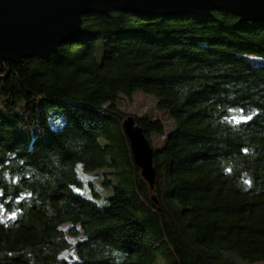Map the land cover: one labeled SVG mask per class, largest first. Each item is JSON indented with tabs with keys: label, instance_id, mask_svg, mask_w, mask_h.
Here are the masks:
<instances>
[{
	"label": "trees",
	"instance_id": "trees-1",
	"mask_svg": "<svg viewBox=\"0 0 264 264\" xmlns=\"http://www.w3.org/2000/svg\"><path fill=\"white\" fill-rule=\"evenodd\" d=\"M138 92L175 126L132 117L153 190L123 129ZM262 263L264 22L93 14L50 57L0 63V264Z\"/></svg>",
	"mask_w": 264,
	"mask_h": 264
},
{
	"label": "water",
	"instance_id": "water-1",
	"mask_svg": "<svg viewBox=\"0 0 264 264\" xmlns=\"http://www.w3.org/2000/svg\"><path fill=\"white\" fill-rule=\"evenodd\" d=\"M221 11L238 17L242 25L264 22V0H0V63L21 64L50 57L63 43L81 35L87 15L124 12L143 17L210 19ZM123 129L134 164L153 190V148L132 117L123 122Z\"/></svg>",
	"mask_w": 264,
	"mask_h": 264
},
{
	"label": "rangeland",
	"instance_id": "rangeland-1",
	"mask_svg": "<svg viewBox=\"0 0 264 264\" xmlns=\"http://www.w3.org/2000/svg\"><path fill=\"white\" fill-rule=\"evenodd\" d=\"M120 106L122 110L126 113V118H135L142 117L144 115H149L150 117L163 121L167 134H170L174 130L175 126L173 120L167 113L157 109V102L153 96L138 92L137 94H134V96L131 98L122 97L120 99ZM159 141H162V139ZM94 175L97 176L94 177ZM100 177V172H97L96 174H92V176L88 178L91 179L93 181L92 183L97 186V191L100 192L103 190V194H109L110 190L104 185H102V179H100ZM122 185L127 187V189H130L128 181H125ZM91 195L92 194H90V197H92ZM66 229H68V227H66Z\"/></svg>",
	"mask_w": 264,
	"mask_h": 264
}]
</instances>
